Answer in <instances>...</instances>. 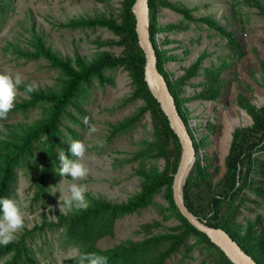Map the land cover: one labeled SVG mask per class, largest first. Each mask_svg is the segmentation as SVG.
Listing matches in <instances>:
<instances>
[{
  "label": "rangeland",
  "instance_id": "374dc122",
  "mask_svg": "<svg viewBox=\"0 0 264 264\" xmlns=\"http://www.w3.org/2000/svg\"><path fill=\"white\" fill-rule=\"evenodd\" d=\"M174 6L187 10L189 16L157 0L155 20L161 29L155 34L157 47L163 53V69L170 80L176 79L195 59L199 68L181 86L179 92L181 107L187 118V126L198 143L196 152L204 169L205 179L191 182L190 194L194 205L208 213V197L223 185L224 156L227 152L231 131L236 126L249 125L251 117L236 103L237 93L247 97L254 105L264 103V12L258 10L255 0H166ZM264 6V0H256ZM7 13L0 19V73L13 76L20 73L24 85L37 87L55 86L59 80L56 68L44 58L25 59L9 51L10 47L28 48L32 32L39 34L44 43L61 56L73 57L75 53L90 59L97 52L105 50L110 55H121L124 45L119 36L104 26L63 25L70 18L104 16L119 20L121 0H6ZM208 16L217 25L204 20ZM169 24L173 26L168 27ZM218 67L221 85L213 99L197 97L207 78L206 67ZM110 78L103 83L92 79L80 96L81 111L71 106L68 109L75 119L64 118L75 136L88 148L89 159L84 162L90 169L86 180L88 193L100 195L110 201H122L138 190L140 178L134 172L139 166L169 169L179 157L171 140L166 142V156L135 155L154 138L155 127L148 109L134 121L127 130L116 133L107 140L111 127L122 118L137 112L143 105L141 98L125 101L132 85L128 70L117 66L106 69ZM26 96L24 89H18L16 100ZM41 115L40 107L25 114L10 112L6 120H0L5 136L19 125L27 124ZM85 117L97 126V133L89 136L83 123ZM106 140V146L97 147L98 140ZM253 167L248 173V185L242 187L231 200L218 204V215L227 216L241 232L248 222L254 229L264 233V149L253 154ZM34 158L39 159L36 153ZM39 161V160H38ZM264 168V166H263ZM70 177H57L48 194L34 199V186L27 174L17 172L16 197L21 206L25 201L29 207L23 209L25 227L31 228L45 220L54 219L55 210L63 212V197L72 183ZM254 189V191L252 190ZM51 206V212L47 209ZM163 188L158 189L152 202L114 220L112 234L96 240L99 247H108L126 238L138 239L153 232L166 230L177 222L174 216L163 218L169 212ZM23 228V229H24ZM36 231V230H35ZM18 235V234H17ZM188 244L170 255L166 264H225L222 257L210 246ZM39 264H68L76 255L77 247L62 246L58 233L44 228L28 242Z\"/></svg>",
  "mask_w": 264,
  "mask_h": 264
},
{
  "label": "trees",
  "instance_id": "16d2710c",
  "mask_svg": "<svg viewBox=\"0 0 264 264\" xmlns=\"http://www.w3.org/2000/svg\"><path fill=\"white\" fill-rule=\"evenodd\" d=\"M132 1L121 0L117 22L112 18L97 16L70 18L63 23L69 27H107L119 36V42L124 45L121 55H110L102 50L90 59H85L78 53H75L72 58L61 56L45 44L39 34L34 32L28 39V48H9V51L25 59L44 58L51 67L57 69L59 80L55 86L36 87V90L31 93L26 92L27 85L19 86L20 89H24L26 96L15 101L11 112L25 114L32 108L40 107L41 115L27 124L19 125L16 130H10L5 136L0 134V197L10 199L16 197L17 172L22 170L27 174L30 184L34 186L33 198L44 199L50 186L55 184L59 176V152L63 150L71 157L69 146L75 132L65 125L63 119L65 117L75 119V115L68 107L71 106L80 112L79 100L86 86L92 79L98 83L109 80L110 77L105 74V70L117 66L126 68L130 75L132 91L125 101L141 98L144 103L136 113L117 121L111 127L107 140L116 133L130 128L141 113L148 109L155 127V135L152 140L146 142L144 147L137 149L135 155L166 156L168 140H171L177 152L179 151L177 136L143 79L144 55L136 42L134 16L130 10ZM160 2L180 11L184 16H189L184 8L174 6L166 0H160ZM156 5L157 0H147L149 39L154 48L155 64L165 78L176 109L191 137L194 152H196L198 143L187 126V118L181 107L179 92L186 80L196 73L199 68V59L192 61L176 79L168 78L162 66L163 53L155 41V34L161 29L155 20ZM255 5L258 10L264 12V6L256 0ZM9 7L6 0H0V19L5 16ZM204 20L217 26L208 16H205ZM171 26L173 24L168 25V27ZM205 70L206 82L196 96L213 99L221 85L219 68L210 66ZM236 103L249 114L251 122L249 125L236 126L231 131L229 146L224 156L223 185L209 195L208 213L201 212L194 205L190 194L191 182L194 179L204 180L206 177L196 154L182 184V198L187 208L198 218L224 229L257 264H264V233L254 229L253 222H248L240 232L229 217L218 215V204L224 200L233 199L242 187L248 185L247 177L253 167V154L264 149V103L256 106L241 93H237ZM36 153L40 157L37 160L34 158ZM177 161L176 157L169 169L157 170L152 167L144 168L142 165L136 168L134 172L140 178L139 188L128 195L125 200L110 201L100 195L87 192L86 199L90 202L87 210L73 209L67 212L55 210L54 219L45 220L43 218L39 224L24 228L18 233L14 242L7 246L0 245V264H39L28 242L44 228L56 231L62 246L77 247L78 252L69 258L68 264H77L80 253L107 256L108 264H166V259L184 248L191 238L193 242L190 246L204 243L212 247L222 257L225 264H234L202 231L190 224L175 206L171 197L170 183ZM263 166H261V175L264 173ZM161 187L170 209L168 213H163V218L174 216L177 219L176 223L166 230L153 232L138 239L126 238L104 248L96 245L97 239L106 234H112V226L116 218L149 205L153 194Z\"/></svg>",
  "mask_w": 264,
  "mask_h": 264
},
{
  "label": "water",
  "instance_id": "95a60500",
  "mask_svg": "<svg viewBox=\"0 0 264 264\" xmlns=\"http://www.w3.org/2000/svg\"><path fill=\"white\" fill-rule=\"evenodd\" d=\"M130 10L134 16L136 42L144 55L143 79L150 93L158 102L160 109L179 142V157L170 183L172 200L178 211L187 221L202 231L211 242L221 249L231 262L234 264H257L224 229L206 223L204 219L198 218L184 204L182 184L194 159L192 140L185 123L176 109L173 96L168 89L165 78L155 64L154 48L149 39L147 0H133ZM149 79L152 81L154 88L151 87Z\"/></svg>",
  "mask_w": 264,
  "mask_h": 264
},
{
  "label": "clouds",
  "instance_id": "9594fccd",
  "mask_svg": "<svg viewBox=\"0 0 264 264\" xmlns=\"http://www.w3.org/2000/svg\"><path fill=\"white\" fill-rule=\"evenodd\" d=\"M23 78L20 73L14 76L8 73H0V120H6L8 114L13 110L18 95L19 86L22 84ZM35 84L26 86V92L31 93L36 90ZM83 123L86 126L89 136L97 133L98 128L95 124L89 122V118L85 117ZM0 130H3L0 125ZM106 140H98L97 147L106 146ZM80 140H73L69 146L71 157L61 150L58 154L60 163L59 175L61 177H70L72 183L68 185V195L63 197V211H72L73 209L87 210L90 202L86 199L88 187L86 184L78 183L87 179L90 169L84 162L89 159L88 148ZM29 207V202L25 201L21 206L17 201L0 197V245L7 246L17 239V234L25 227V214L23 209ZM51 206L47 211L51 212ZM108 257L96 253H80L77 264H108Z\"/></svg>",
  "mask_w": 264,
  "mask_h": 264
},
{
  "label": "bare ground",
  "instance_id": "6f19581e",
  "mask_svg": "<svg viewBox=\"0 0 264 264\" xmlns=\"http://www.w3.org/2000/svg\"><path fill=\"white\" fill-rule=\"evenodd\" d=\"M149 83H150L151 87H153V83H152V81H150V79H149ZM153 88H154V87H153Z\"/></svg>",
  "mask_w": 264,
  "mask_h": 264
}]
</instances>
